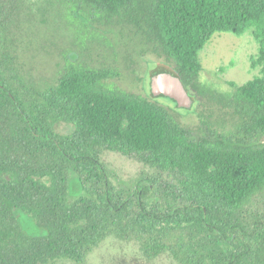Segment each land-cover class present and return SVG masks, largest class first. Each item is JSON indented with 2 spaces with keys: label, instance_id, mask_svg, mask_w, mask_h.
Segmentation results:
<instances>
[{
  "label": "trees",
  "instance_id": "obj_1",
  "mask_svg": "<svg viewBox=\"0 0 264 264\" xmlns=\"http://www.w3.org/2000/svg\"><path fill=\"white\" fill-rule=\"evenodd\" d=\"M56 1L84 37L109 46L92 24L132 31L156 60L146 77L174 72L194 104L207 97L223 119L199 114L193 133L171 100L114 86V62L72 56L54 84H35L13 45L26 0H0V264H87L109 237L136 243L147 260L264 264V0ZM250 29L259 76L228 82V93L203 89L197 54L215 34ZM60 123L74 130L57 132ZM103 152L152 174L116 187ZM18 213L46 234L29 235Z\"/></svg>",
  "mask_w": 264,
  "mask_h": 264
},
{
  "label": "rangeland",
  "instance_id": "obj_2",
  "mask_svg": "<svg viewBox=\"0 0 264 264\" xmlns=\"http://www.w3.org/2000/svg\"><path fill=\"white\" fill-rule=\"evenodd\" d=\"M69 15V9L56 0H26V8L14 29L13 44L21 70L26 77L35 84H54L65 60L75 56L76 60L87 59L95 66L114 62L120 73V77L113 81L114 86L141 94L149 91V78L146 75L147 71L154 67L156 60L147 55V48L139 36L119 25L92 24L91 29L105 38L109 44L107 46L103 40L93 39L89 33L84 37L77 25L70 23ZM77 17L82 20L81 17ZM252 32L250 29L239 36L215 34L205 44L197 54V60L202 68L199 84L203 89H209L214 93H228L231 91L228 82L242 86L259 76L260 68L251 67V58L257 53V44ZM87 39L84 48L81 43ZM190 93L195 95L192 90ZM199 99L200 103L195 102L190 111L178 110L176 114L181 125L195 134L202 128L199 114H203L212 122L223 119L222 114L207 97ZM159 101L166 106H173L168 99L162 98ZM73 130V126L69 124L56 125V131L63 134H70ZM101 161L111 173L116 187L127 188L141 175L152 174V171L136 158L117 153L103 152ZM18 215L29 235L46 234L43 229L37 227L29 232L24 223L29 227L31 221L28 218L24 219L22 213ZM86 262L175 264L167 254L147 260L142 256L136 243L122 242L114 237L105 239L93 249ZM63 263L70 264L68 261Z\"/></svg>",
  "mask_w": 264,
  "mask_h": 264
},
{
  "label": "water",
  "instance_id": "obj_3",
  "mask_svg": "<svg viewBox=\"0 0 264 264\" xmlns=\"http://www.w3.org/2000/svg\"><path fill=\"white\" fill-rule=\"evenodd\" d=\"M149 90L152 97L171 100L177 108L191 110L194 100L174 72L165 70L149 76Z\"/></svg>",
  "mask_w": 264,
  "mask_h": 264
}]
</instances>
